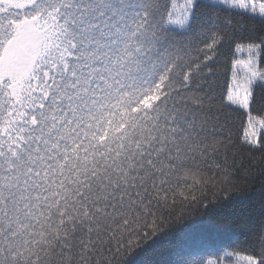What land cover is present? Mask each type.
Listing matches in <instances>:
<instances>
[{
    "label": "snow or ice",
    "instance_id": "obj_1",
    "mask_svg": "<svg viewBox=\"0 0 264 264\" xmlns=\"http://www.w3.org/2000/svg\"><path fill=\"white\" fill-rule=\"evenodd\" d=\"M262 64L264 0H0V264H264Z\"/></svg>",
    "mask_w": 264,
    "mask_h": 264
},
{
    "label": "trees",
    "instance_id": "obj_2",
    "mask_svg": "<svg viewBox=\"0 0 264 264\" xmlns=\"http://www.w3.org/2000/svg\"><path fill=\"white\" fill-rule=\"evenodd\" d=\"M261 66L264 67V64H262ZM257 114H262V113H257ZM234 248H235L236 251H238L240 253V255L252 254L250 250H247V249H244V248H242L240 246H237L231 240H228L226 238H221V239L217 240L215 242V244L213 245V249L212 250L213 251H219L221 257H223V252L224 251H233ZM232 258L233 257H231L230 259H232Z\"/></svg>",
    "mask_w": 264,
    "mask_h": 264
},
{
    "label": "rangeland",
    "instance_id": "obj_3",
    "mask_svg": "<svg viewBox=\"0 0 264 264\" xmlns=\"http://www.w3.org/2000/svg\"><path fill=\"white\" fill-rule=\"evenodd\" d=\"M233 258L232 259H226L225 260V264H235V262H236V256H232Z\"/></svg>",
    "mask_w": 264,
    "mask_h": 264
}]
</instances>
